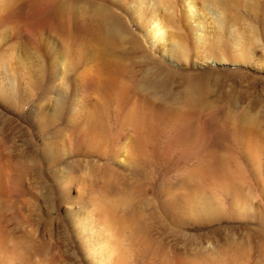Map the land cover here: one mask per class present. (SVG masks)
<instances>
[{
	"label": "rangeland",
	"instance_id": "obj_1",
	"mask_svg": "<svg viewBox=\"0 0 264 264\" xmlns=\"http://www.w3.org/2000/svg\"><path fill=\"white\" fill-rule=\"evenodd\" d=\"M166 1L0 0L3 264H88L100 203L125 264H264V0L174 16L184 51L135 17Z\"/></svg>",
	"mask_w": 264,
	"mask_h": 264
},
{
	"label": "bare ground",
	"instance_id": "obj_2",
	"mask_svg": "<svg viewBox=\"0 0 264 264\" xmlns=\"http://www.w3.org/2000/svg\"><path fill=\"white\" fill-rule=\"evenodd\" d=\"M199 1L200 0H198V1L197 0H179V2L177 3L176 0H168V1H166L168 3L167 8H168V10H172V11H170V14L162 13L161 11L155 10L154 8H151V9L148 8L149 11H146V14L148 12L147 15L143 14V11H142V12L137 13V15L135 17L137 18L138 23L141 24L143 26V28L145 29L148 37L151 40L155 41L156 43L162 42V41L164 42L167 40V38L168 39L170 38V34L173 33L170 31V25H171V22H174L173 19H175L174 16H176V15H178L180 17L179 19L182 18L184 21H186V23L191 28V32L196 31L195 34L193 33L194 34L193 39L198 40L199 38H201V35H199L201 33L198 34V31L203 27L202 23H201V19H203L202 14H204L205 10H206L204 4L201 1L200 2ZM220 1H222V0H220ZM161 2H162V0H161ZM228 2H230V1H228ZM217 4L214 6L217 7ZM177 5L180 6V10H179V7ZM166 6H167V4H166ZM166 6L164 8H166ZM210 6H212V5H210ZM223 6H224V8L226 7L225 4H223ZM224 8H222V9L217 8V11H214V15H216V18H217L216 20L219 22H221V21L224 22V20L227 19V17H228V16L226 17L227 10H226V8L225 9ZM212 12H210V14ZM227 15H228V13H227ZM173 24L174 23H172V25ZM199 27H200V29H199ZM204 34H206V33H204ZM172 35H173V37H171L172 39L170 38L171 39L170 41H173L171 45H173V43H174L175 47H177L181 51H184L185 50V44L183 42V38L179 35V33H174ZM100 38H101V36H100ZM216 39H217L215 41L216 45L219 48H221V40L219 38H216ZM102 40H104V38H102ZM111 41H112V39H111ZM107 44H109V43H107ZM197 45H198V43H197ZM177 48H175V50ZM105 51H106V49H105ZM263 56H264V54H263ZM249 58L252 61V54L249 55ZM263 60H264V58H263ZM262 62H264V61H262ZM262 67H264V66H262ZM6 89H4L5 91L0 90V98L2 100H5V101L9 99V95H7L8 91ZM245 126L247 127V125H245ZM247 128H249V125ZM249 129H251V128H249ZM247 134L251 137V135L249 133H247ZM249 142H250V140H249ZM253 149L255 151L258 148L256 146H254ZM253 149L251 148V150H253ZM103 205H105V206H103ZM99 207H101V209L103 211V217H104L103 222L105 223V225L104 226L102 225L100 228L93 225L94 221H95L94 216H93V211H91V212L88 210L83 211V212H80L81 214L78 216V220H77L78 233L81 235L87 234V238L84 237V239H83V240L86 239L85 240L86 243L83 242L86 245L82 247L83 251H84L85 258L88 259L87 260L88 264H125L126 259H127V254H126V251H124V249L121 248V246H120L121 243L118 240L119 238L117 236V232H118V228H119V223L115 219L114 215L112 214V212H114V208L112 209L110 205L106 206V203H102V204L100 203ZM89 232H91L92 234L89 235ZM2 248H0V250ZM2 261L3 260H1V258H0V264ZM2 264H3V262H2Z\"/></svg>",
	"mask_w": 264,
	"mask_h": 264
}]
</instances>
